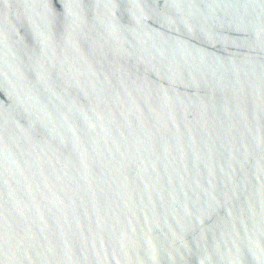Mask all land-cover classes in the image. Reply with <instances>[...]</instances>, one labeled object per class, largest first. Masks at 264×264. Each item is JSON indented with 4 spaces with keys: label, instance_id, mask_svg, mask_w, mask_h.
<instances>
[{
    "label": "water",
    "instance_id": "obj_1",
    "mask_svg": "<svg viewBox=\"0 0 264 264\" xmlns=\"http://www.w3.org/2000/svg\"><path fill=\"white\" fill-rule=\"evenodd\" d=\"M0 264H264V0H0Z\"/></svg>",
    "mask_w": 264,
    "mask_h": 264
}]
</instances>
